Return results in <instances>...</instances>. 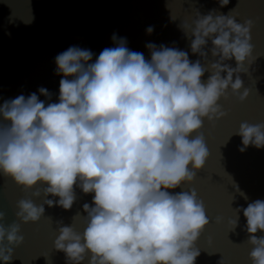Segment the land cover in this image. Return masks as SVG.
I'll return each mask as SVG.
<instances>
[{
    "label": "clouds",
    "instance_id": "1",
    "mask_svg": "<svg viewBox=\"0 0 264 264\" xmlns=\"http://www.w3.org/2000/svg\"><path fill=\"white\" fill-rule=\"evenodd\" d=\"M218 2L223 8L230 0ZM235 8L228 14L197 10L191 23L180 25L191 52L202 58L195 62L186 51L155 43L146 44V59L114 34L116 46L103 49L95 62L89 63L91 50L77 46L56 56V74H63L58 103L46 104L33 92L0 104V174L25 190L46 185L32 193L43 194L42 204L16 202L18 221H40L45 205L70 210L77 187L94 193L93 203L83 205L87 215L73 218H83V231L57 222L54 247L68 264H82L89 252V264H196L197 241L210 223L204 200L195 188L169 190L193 183L205 167L210 152L201 129L205 118L227 115L221 98H229V89L240 101L250 95L242 74L257 58L254 21L238 22ZM206 71L211 74L205 82ZM39 93L51 100L48 89ZM233 135L242 138V152L264 148V122H241ZM241 210L252 264H264V236L256 235L264 231V200L236 208L232 231ZM5 218L0 210V260L9 264L12 246L25 237L20 222L6 226Z\"/></svg>",
    "mask_w": 264,
    "mask_h": 264
},
{
    "label": "water",
    "instance_id": "2",
    "mask_svg": "<svg viewBox=\"0 0 264 264\" xmlns=\"http://www.w3.org/2000/svg\"><path fill=\"white\" fill-rule=\"evenodd\" d=\"M233 8L232 15L239 13L238 22L249 18L254 21L251 42L257 58L249 73L242 74L250 95L240 101L229 89V98H221L219 103L227 115L214 122L205 118L201 129L210 152L205 167L197 171L193 183L169 190L175 193L195 188L204 200L210 223L197 241L201 255L196 264H219L222 258L224 264H252L253 246L248 243L250 234L243 211L234 231L229 220L236 216V208L264 200V148L249 146L242 152V138L233 135L241 122H264V0H230L223 8L218 0H0V104L33 92L46 104L58 103L63 74H56V56L77 46L91 50L94 56L89 63L95 62L103 49L116 46L114 34L126 37L128 48L143 53L146 59L151 58L146 44L155 43L186 51L195 62L202 58L191 52V41L180 25L184 21L191 23L197 10L207 14L216 9L228 14ZM149 26L154 28L152 34L146 31ZM229 63L235 66L234 59ZM210 74L206 71L202 79L206 82ZM41 87L52 93L51 100L39 93ZM43 187L46 185L40 183L25 190L0 174V210L6 213V226L20 222L15 215L19 199L32 198L38 205L44 202L43 194L32 195L37 189L42 193ZM75 190L77 199L70 210L45 205V216L40 221L20 222L25 240L12 246L14 253L9 264H68L65 253L54 247L59 235L57 222L73 224L76 230L83 231L81 216L87 215L83 205L92 204L94 196L79 187ZM47 198L59 199L51 195ZM77 214L81 216L73 220ZM256 235L264 236V231ZM90 256L89 252L82 264H89ZM0 264L4 261L0 260Z\"/></svg>",
    "mask_w": 264,
    "mask_h": 264
}]
</instances>
